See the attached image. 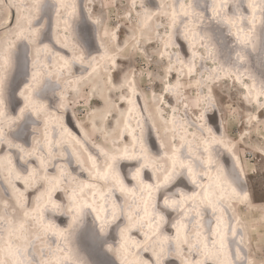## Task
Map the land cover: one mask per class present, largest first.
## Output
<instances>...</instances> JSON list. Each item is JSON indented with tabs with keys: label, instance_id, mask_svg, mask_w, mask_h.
<instances>
[{
	"label": "snow or ice",
	"instance_id": "snow-or-ice-1",
	"mask_svg": "<svg viewBox=\"0 0 264 264\" xmlns=\"http://www.w3.org/2000/svg\"><path fill=\"white\" fill-rule=\"evenodd\" d=\"M0 264H264V0H0Z\"/></svg>",
	"mask_w": 264,
	"mask_h": 264
},
{
	"label": "rangeland",
	"instance_id": "rangeland-1",
	"mask_svg": "<svg viewBox=\"0 0 264 264\" xmlns=\"http://www.w3.org/2000/svg\"><path fill=\"white\" fill-rule=\"evenodd\" d=\"M97 8H98V4H97ZM14 13H15V9H12L11 12H10V15L11 16H14ZM61 27H63V25H61ZM121 28H122V33L124 34V38H126V33H127V29L121 25ZM121 35V33H118V36ZM183 42H181L182 44ZM151 47V46H149ZM121 63H123L125 66H127V61H121ZM137 63H140L139 60H137ZM87 90V89H85ZM189 92H191V90H188ZM166 101H167V108H171L173 106H175V100L174 99H171L169 97H165ZM141 104H143V100L140 101ZM103 104L104 102L102 100L99 99V97H93L92 99H90L86 104L84 103V101H80L79 103H77L75 105V107H70L68 109L69 111V115L71 117H73V119H77L79 118L81 123H85L88 121L89 117H88V112H90L92 109L94 108H100V107H103ZM123 106V105H122ZM167 110V109H166ZM73 111H75L77 113V116H74L73 115ZM183 112V109H181V114ZM82 114V115H80ZM67 116H68V112H67V115L65 116V122L67 120ZM213 127H216L218 124H219V118L218 116H214L213 117V120L211 121ZM240 125L237 123L235 124L233 127H231L229 129L230 132H232L234 135H236L237 137L239 136L240 134ZM92 139L96 142H100L99 140V136H93ZM157 142H159L157 140ZM151 143L154 145V149L153 150H158V146L156 145V141H154L153 137L151 136ZM243 155V153H242ZM230 163V162H229ZM251 163L253 165H258L260 163V160H259V156L257 155L252 161ZM126 171V169H125ZM253 173L250 171L249 172V175H252ZM29 196L32 195L31 194H28ZM259 196H260V188H259V183L257 182V198L259 199ZM64 219V218H63ZM91 236L90 234H88L87 232H85L81 237H80V240H79V243H81L80 245L86 249V250H92V248L90 247V244L89 242L91 241ZM81 241V242H80ZM98 259H103L101 256H98L97 257ZM109 258V257H107ZM110 259V258H109Z\"/></svg>",
	"mask_w": 264,
	"mask_h": 264
},
{
	"label": "bare ground",
	"instance_id": "bare-ground-1",
	"mask_svg": "<svg viewBox=\"0 0 264 264\" xmlns=\"http://www.w3.org/2000/svg\"><path fill=\"white\" fill-rule=\"evenodd\" d=\"M62 28V27H61ZM55 40V37H53V41ZM57 47H58V45H57ZM66 124H67V126L73 131V132H75L77 135H81V133H80V129H79V127L77 126L78 124H80L81 123V121H80V119L79 118H77L76 120L75 119H73V117H71L70 115H69V111H68V116H67V120H66V122H65ZM152 137H153V139H154V141H156V145L158 146V149H159V142H157V138H156V136L153 134L152 135ZM73 167H74V165H73ZM18 187H21L22 188V185H17ZM189 189H190V185H188L187 186ZM32 192L30 191L28 194H31ZM61 219H63V218H61ZM92 239V238H91ZM81 242V241H80ZM81 244V243H80ZM89 244H90V247L93 249L94 248V242H93V240H91L90 242H89ZM147 255V254H146ZM103 259H105L106 257H104L103 255H100ZM109 258H111V257H109Z\"/></svg>",
	"mask_w": 264,
	"mask_h": 264
}]
</instances>
